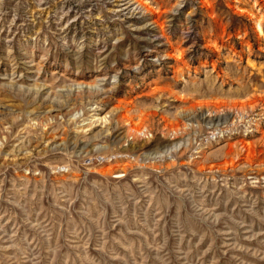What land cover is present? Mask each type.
Here are the masks:
<instances>
[{
	"label": "rangeland",
	"instance_id": "1",
	"mask_svg": "<svg viewBox=\"0 0 264 264\" xmlns=\"http://www.w3.org/2000/svg\"><path fill=\"white\" fill-rule=\"evenodd\" d=\"M0 264H264V0H0Z\"/></svg>",
	"mask_w": 264,
	"mask_h": 264
}]
</instances>
